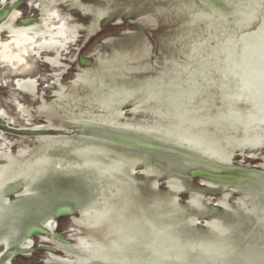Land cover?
<instances>
[{"label":"snow or ice","instance_id":"1","mask_svg":"<svg viewBox=\"0 0 264 264\" xmlns=\"http://www.w3.org/2000/svg\"><path fill=\"white\" fill-rule=\"evenodd\" d=\"M205 2H206L207 10L211 13V15L209 17H207L208 19H211V16L221 14V9L219 8L220 0H205ZM225 2H226V0H225ZM249 6H251V5H249ZM259 6L264 7V0H260ZM229 7H237V6L230 4ZM245 22L251 23V18L245 20ZM262 35H264V31H262Z\"/></svg>","mask_w":264,"mask_h":264}]
</instances>
